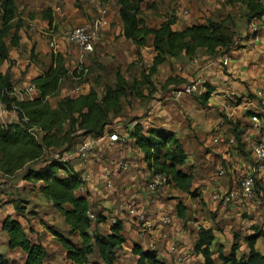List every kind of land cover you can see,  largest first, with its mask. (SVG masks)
I'll return each mask as SVG.
<instances>
[{
  "label": "crops",
  "instance_id": "obj_1",
  "mask_svg": "<svg viewBox=\"0 0 264 264\" xmlns=\"http://www.w3.org/2000/svg\"><path fill=\"white\" fill-rule=\"evenodd\" d=\"M81 1L83 2L82 6H86L84 5L86 1ZM174 2L177 5L176 8L172 9V15L175 18L173 30L175 31H182L193 24L206 23L209 18L215 19L213 20L215 22H220L224 20L223 18L227 14L236 11L237 7H239V4L226 5L225 0H174ZM14 3L16 7L17 0H14ZM72 3L73 0H43L41 6H44L45 10L51 11L53 26L58 25L57 27L60 29L59 22L62 23L61 19L66 20L64 25L67 23L73 24L76 18L82 21V19L78 18L82 16L81 13L79 14L78 10L73 8ZM103 3H105V8L98 9V14L94 15L95 17L88 22L93 29L91 31L94 33L96 40L102 38L101 45L104 49L112 53V56L117 55V58L115 56L114 58L115 60L118 59V63H121L122 59L135 61L137 47L122 36V22L118 15L116 0H105ZM261 4L264 6V0H261ZM24 6H26V13L21 18L25 19L26 26H22L23 28L20 27L17 30L18 41L15 47H8L6 43L9 54L8 60L12 61L14 65L10 69V72L15 78L17 74L25 71L28 66L30 77L34 79L51 66V58H49L51 55L48 54L47 43L51 42L49 46L55 45L57 47L56 43L59 46L60 40L58 41V38H55L57 34H44V31L48 28V22L42 17V9L40 12L37 11L40 17L35 16L33 18V15H29L28 13L34 11L32 10L30 0H25ZM100 11L105 17H97L100 15ZM107 12H109L108 15ZM141 12H143V16ZM148 12V0H145L140 6L141 14H139V18L144 26L151 29L158 28L164 18L159 19L157 24L152 23L151 20H147L146 18L148 17L146 16ZM222 14L225 15L222 16ZM252 27L258 29L257 36L250 33ZM236 35L238 37L237 45L226 55L218 57L203 56L201 58L200 66L203 69L201 78L205 76L206 79H209V85L211 86L201 87L202 83L198 82L197 84L201 88L200 93L208 91V99L219 106L226 105L228 99L241 98L240 100L244 102L243 110L251 111L253 115L259 116L260 113L264 116V107L261 112L257 110L259 102L264 105V15L252 20L249 25L245 19L236 24ZM65 40L63 37V45L64 43L68 44ZM152 41V37L147 38L146 46L140 49L141 55L145 56L146 52L154 54ZM63 48L64 46H62L59 53H62ZM31 51L37 56V59L41 61H45L46 59L45 67H42V64H28ZM201 52H204V50H198L196 55L198 56ZM53 53L56 54V51L53 50ZM61 55L64 57L63 54ZM225 59H227L226 66L222 65V61ZM197 62L200 61H195V63ZM8 68L9 63L4 61L0 65V74L4 75ZM14 83L13 81L11 84L14 85ZM14 90V94L17 95L18 99L24 98V96L17 94L18 90L16 86H14ZM155 119L159 122L149 126L142 124L143 127L145 129L147 127H161L175 134L187 154V161L182 169L191 174L193 178L192 188L199 191L200 198L203 199L204 204H207L209 212L217 211L218 215H222L227 204L219 203L220 199L217 200V191L222 192L226 188L233 192L236 186L235 180L238 181L249 166V164L244 162L243 156L237 154L235 158L231 155L232 148L228 144L231 137L229 136L230 138H228L225 144L221 140L220 132L217 135L209 137L207 145H220L221 143L223 145L215 147L211 150L212 153H209L198 145L192 135L183 134L176 128H173L172 125H166L173 123L169 118L155 117ZM259 126V130H261V135L263 136V117L260 118ZM228 127L230 128V126ZM108 128L111 129V126L109 125L106 128V133L103 137L92 139L94 144L86 160L78 159L75 152L69 154L67 160H65L82 177L88 176V181H84L80 188V193L87 197L90 214L94 217L97 215L99 218L97 222H92L90 232L97 230L100 234H107L109 233L111 224L115 220L122 222V235L125 238V243L117 249L114 264H136L137 257L132 254L134 245L140 246L143 250L150 249L155 251L157 258L166 264H173L176 261L180 264H193L196 259L201 260V256L195 254L192 249L193 245L190 242L189 233L190 231L194 232L192 236L195 241L199 228L212 230L210 226H205L206 224L210 225L212 218L207 217L205 214L209 221L207 223H203L202 225L200 222L190 224L189 221L184 220L183 224L180 225V221L182 220L177 218L175 212V206L179 201L168 199L170 198L168 191H178L173 188L160 191L161 189L158 188L156 191L147 192L144 185L150 179V174L146 169V164L142 160L141 153L134 147L129 138H127L126 145H117L109 142L107 136ZM116 128H119V125ZM131 129V126H127L124 129L123 135L128 136L127 132ZM215 138L218 140L216 143L212 142ZM77 146L78 144H76ZM238 159L242 163L241 166L235 162ZM122 163H126L129 166L127 171L120 169V164ZM225 170L227 174L223 175V177H218V173ZM215 196L216 198H213ZM188 201L185 199L181 201L186 210L190 203ZM235 203L236 200L232 199L227 207L234 211L236 209ZM129 208H135V210L143 212L144 222L138 223L135 217L128 215ZM186 210L185 216L188 212ZM199 213L201 216L203 215V213ZM163 216H169L170 224L163 225L161 223ZM194 218L197 219V216L195 215ZM11 219L17 220L16 218ZM175 219L177 222H174ZM202 219L204 220L205 217ZM218 219L220 218L217 217L215 221H218ZM63 225L64 228L62 230L53 229L52 231L62 234L74 245L80 246L81 241L79 236L77 234H69V227L64 223ZM32 226L33 229L31 228ZM158 227L163 228V232H157ZM23 230L31 242L40 244L45 249L47 257L44 264H71L66 259V252L63 247L55 240L53 234L42 225L31 224L30 227ZM3 232L6 235L8 244L7 233ZM212 232L214 235V230ZM155 235L158 237V242L156 243ZM189 244L191 251L189 250ZM7 247L10 249L9 245ZM10 250L14 252L17 249ZM19 251L22 254L19 260L1 250L0 255L4 256L11 264H23L25 255L21 250ZM223 254L227 255L224 252ZM88 261L89 264H104L99 259L96 250L88 257Z\"/></svg>",
  "mask_w": 264,
  "mask_h": 264
},
{
  "label": "trees",
  "instance_id": "obj_2",
  "mask_svg": "<svg viewBox=\"0 0 264 264\" xmlns=\"http://www.w3.org/2000/svg\"><path fill=\"white\" fill-rule=\"evenodd\" d=\"M144 1L117 0V6L122 22V36L137 47V58L140 57V49L146 46L147 38H153L154 58L151 74L157 67L164 64L167 58H176L180 55L192 58L200 49L204 50L209 57L224 56L237 45L238 37L233 31L234 24L229 19L193 24L182 31H175L173 30L175 18L168 16L158 28H148L139 18L140 6ZM225 4L244 5V18L248 25L252 20L264 15L261 0H225ZM15 9L14 0H3L0 65L8 61L9 54L5 39L10 35L11 29H14V32L10 39V46L17 45L16 32L22 24L19 23L15 28L11 27L15 19ZM42 17L48 22V26H52L53 18L50 10H45ZM67 77H79L78 80L82 78L76 72L69 73L61 54H53L51 66L32 80V85L37 89V95L31 100L19 102L14 107L18 121L13 124H0V172L5 176H12L22 171L23 180L35 183L38 193L61 215L64 224L69 227V234L79 236L81 244L76 246L62 234L51 231L55 240L65 250L66 259L71 264H89L88 257L95 250L104 264H114L117 249L125 243L122 222L115 220L107 234H100L97 230L90 232L92 222H97L99 218L96 215L95 221L91 220L87 197L80 193L84 183L82 175L75 172L70 164L61 158L45 159V150L58 149L69 140L65 137L66 134L59 138L56 130L66 119L72 118L74 113H78V124L82 129L81 140H77L76 144L85 138L103 137L111 123V115L118 114L119 98L114 88H105L104 95L100 99L95 92L90 91L84 96L64 99L60 105L61 110H54L48 100L57 95L62 82ZM11 86L9 75L0 74V105L7 104L5 95H8ZM204 96L208 98L209 92H205ZM6 106L10 108L8 104ZM244 115L251 117L253 112L247 111ZM31 130L41 133L40 142L36 140ZM127 135L146 164L150 174L147 183L152 177L160 176L165 179V185L168 187L190 199L200 198L199 191L192 188L191 174L182 169L187 161V154L173 132L161 127L145 129L140 123H136ZM233 135L240 144V135L235 134V131ZM254 177L257 195L256 184L260 177L257 175ZM15 210L18 212V207H15ZM185 210L183 203L179 201L175 206L177 218L184 220ZM1 225L2 230L7 233L9 247L19 249L25 255L23 264H44L47 257L45 249L27 238L17 220L7 217ZM263 236L264 233L257 231L247 237L248 252L240 257L236 255L237 247L235 246L227 255H224L221 249L217 250L219 261L222 264H264V255L254 249L257 239ZM213 241L214 235L211 229H198L193 251L203 258L204 264H215L211 250ZM132 254L137 257L136 264H166L157 258L155 251L143 250L138 245L133 246ZM0 264L11 263L0 255Z\"/></svg>",
  "mask_w": 264,
  "mask_h": 264
},
{
  "label": "rangeland",
  "instance_id": "obj_3",
  "mask_svg": "<svg viewBox=\"0 0 264 264\" xmlns=\"http://www.w3.org/2000/svg\"><path fill=\"white\" fill-rule=\"evenodd\" d=\"M83 1H86V4H84L86 6H82L83 2L81 0H73L72 3L73 8L77 9L79 14L81 13L82 16H79L78 18L82 19V21L76 18V21H74L73 24L66 22L67 24L64 25L66 20L61 19L62 23L59 22L60 29H58V25L54 27L52 24V26H48L47 30L44 31V34H57L55 38H58V41H61V43L59 41L60 48L58 43H56L57 47H55V45L53 47L49 46L51 43L49 42L47 43L49 50L48 54L52 56L55 53H53V50L56 51V54H63L66 68L69 73L76 72L78 66L87 68V72L80 80L74 77H67L62 82L57 95L48 100L52 109L58 111L61 110V102L66 98H77L93 91L98 99H100L104 95L105 88H114L116 96L119 98L118 101L120 103V108L118 114L114 116L111 115V129H107V132L109 130V134L114 132L120 137H123L124 129L127 126L133 128L136 123L149 126L159 122L155 117H167L170 121H173L174 124H164L168 126L172 125L173 128H176L183 134L187 133L192 135L198 145L209 153H212L211 150L215 147L223 146L222 143L220 145H207L209 137L217 135L220 132L223 144L227 143L228 138L231 137L228 141V144L232 148L231 155L235 158L237 154L243 156L244 162L249 164V166H252L250 156L251 146L263 140L264 135H261V130H259L260 126L258 125L256 127L250 121V117L244 115L248 110H243L244 102L240 100L241 98L228 99L226 105L219 106L206 98L204 96L205 92L191 94L181 98H175L174 96V90L182 85L201 82V87L211 86L209 85V79H206L205 76L201 78V72L203 70L202 66H200L201 58L203 56L208 57L204 52H201L198 56L196 55L192 58L183 55L176 58H167L166 62L157 67L156 71L151 74L150 72L153 67L152 62L154 58L153 53L146 52L145 56L140 53V57H136L135 61L122 59V62L118 63V59L115 60L117 55H114V58V56L111 55L112 53H109L101 45L103 41L102 38L97 40L95 38L96 41L94 40L93 52L87 55L83 62H80L78 59L77 48L72 44H69L66 40L65 41L68 44L64 43L63 45V37L66 39L67 33L77 27H87L90 31L93 30L88 23L89 20L93 19V17H95L94 15L98 14V9L102 7L105 8V3H103L105 0ZM42 2L43 0H30L33 8L32 10L34 11L32 13L28 12L29 15H33V18L35 16L40 17V10L42 9V14L45 11L44 6H41ZM2 3L3 0H0V25ZM21 4L22 8L20 7ZM24 5L25 0H17L15 19L12 22L11 27L15 28L19 23L22 24L21 27L26 26L25 19L21 18L26 13V6ZM116 7L118 8L117 0ZM176 7L177 5L174 0H148L149 12L147 13L148 15H146L148 17L146 18L147 20H151L152 23L157 24L159 19L173 16L172 9ZM237 8L236 11L227 14L226 17L223 18L229 19L233 22V31L235 33L236 24L245 19L244 5L239 4V7ZM99 13L100 15L97 17H105L101 11ZM141 13L143 16V12ZM108 14L109 12H107V15ZM224 15L225 14H222V16ZM213 20L215 19H208V21ZM12 31H14V29H11L10 35L5 39L8 47H10V39L13 34ZM62 46H64L63 51L62 53H59ZM51 56L49 58H51ZM195 61L200 62L195 63ZM7 62L9 63V68L4 74H8L11 83H13V81L15 83L14 85L11 84L10 92H8V95H5L7 98L6 103L10 108H7V104L0 105V124L3 125L13 124L18 121L14 107L21 102L20 100L26 101L29 99L27 91H30L29 87L33 80L30 77L28 66L25 71L17 74V77L15 78L10 72V69L14 65L12 64V61L8 60ZM45 62L46 59L45 61L37 59V56L31 51L28 64H42V67H45ZM14 86H16V89L18 90L17 94L24 96L23 99H18L17 95L14 94ZM29 93L32 94V92ZM10 98H12V100H10ZM263 107L264 105L259 102L257 110L261 112ZM259 116L260 118H264L260 113ZM78 122V113H74L72 118L66 119L58 126L56 130L58 137L62 138L66 134L65 137H68L67 139L69 140L58 149L49 148L45 150V159L61 158L65 161L69 154L76 151L77 140H81L82 134V129L79 127ZM117 125H119V128H116ZM228 126H230V128ZM234 131L235 134L240 135V144H238L234 138ZM31 133L36 140L40 142L41 133L36 130H31ZM235 162L240 166L242 165L239 159ZM37 166L38 165H36V167ZM223 173V175H226V170L223 171ZM22 175V171L17 172L12 176H5L0 172V250L12 255L16 260H19V258L22 257V254L18 249L11 252V248L9 249L7 247L6 235L3 232L1 225L5 218H16L23 226V229H27L31 224L42 225L50 232L53 229L60 231L64 228V222L61 215L55 211L48 202L46 203L44 201V198L38 193L37 185L33 182L24 181ZM218 177L223 176L218 175ZM259 177L260 179L256 184L257 195L250 200L240 195V191L238 192L239 180H235L236 186H234L236 188L234 187L233 192H231L230 189L227 190L225 187V189L222 188L225 191H217V200L220 199L219 203H225L228 206L232 199L236 200V209L233 211L231 208L225 206L222 215H218L217 211L209 212L207 204H204V201L201 198L190 199L186 195H180V192L168 191L171 188L164 183L158 185V188L161 189L160 191L170 188L167 190L169 192L168 196H170L168 199H175L178 201H183L184 199L189 200L188 202L190 203L186 210L188 212L184 220L189 221L190 224L200 222L202 225L203 223L209 222L207 217L212 218L210 225H205L206 227L210 226V228L214 230V241L211 248L213 252L212 259L215 264H222L218 259L217 250L221 249L222 253L224 252L225 254H228L230 249L235 246L237 247L236 255L240 257L248 252L246 238L257 231L264 233V214L262 213V209L264 208V175ZM213 198H216V196ZM15 207H18V212L15 210ZM218 207L216 208L218 209ZM212 209H214V207H212ZM199 212L203 213V215L201 216ZM195 215L197 216V219L194 218ZM203 217H205L204 220L202 219ZM217 217L220 219L215 221ZM184 220L180 221V225L183 224ZM174 222H177V220L175 219ZM161 223L163 224V222ZM31 228L33 229V226ZM163 230V228L158 227L157 232H163ZM192 233L194 232L190 231L189 238L194 246L195 241L193 240ZM157 238V235H155V243L158 242ZM254 249L264 255V236L257 239ZM200 259L201 260L196 259L193 264H204L203 258L201 257ZM176 263L180 264L178 261L173 262V264Z\"/></svg>",
  "mask_w": 264,
  "mask_h": 264
},
{
  "label": "built area",
  "instance_id": "obj_4",
  "mask_svg": "<svg viewBox=\"0 0 264 264\" xmlns=\"http://www.w3.org/2000/svg\"><path fill=\"white\" fill-rule=\"evenodd\" d=\"M208 1V0H204ZM250 33L258 35V29L255 27H252L250 29ZM94 40L95 35L93 32H91L87 27H77L72 29L67 33L66 41L69 44H72L75 46L78 50V59L80 62H83V60L86 58L87 55L93 52L94 49ZM53 47V45H52ZM222 65H227V59L222 61ZM87 72V68H84L83 66H78L76 69V73L78 76L84 77L85 73ZM79 79V77H77ZM30 91L32 94H30L28 91L29 100H31L36 94L37 90L35 89L34 85H30ZM200 86L197 83L182 85L179 88L174 90V96L175 98H181L185 96H189L191 94H200ZM258 115H253L250 117V121L257 127L260 124ZM108 136L109 142L117 145H124L127 143L128 136L120 137L117 133H111ZM218 140L215 138L212 140V142L216 143ZM94 144V141L89 138L83 139L76 148V156L78 159L86 160L89 156V153L92 149V146ZM251 156H252V166H248L244 174L239 178V188L238 192L240 191V195H242L244 198L251 199L256 196L255 193V177L257 176H263L264 175V139L260 142L253 144L251 146ZM120 169L123 171H127L129 169V166L126 163L120 164ZM219 176H223V172L220 171L218 173ZM83 181H88V176L85 175L82 177ZM161 183L165 184V179L160 176L152 177L151 181L149 183L145 182V189L147 192H153L158 189V185ZM262 213L264 214V208L262 209ZM128 215H131L136 218L137 222H144V213L140 212L138 210H135V208H129ZM90 218L92 221H95V217L90 214ZM163 224L167 225L170 223L169 216H163L162 217Z\"/></svg>",
  "mask_w": 264,
  "mask_h": 264
}]
</instances>
